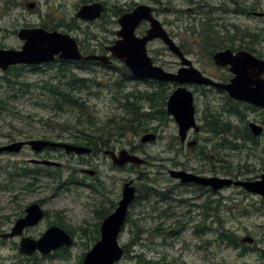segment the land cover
Segmentation results:
<instances>
[{
    "label": "rangeland",
    "instance_id": "obj_1",
    "mask_svg": "<svg viewBox=\"0 0 264 264\" xmlns=\"http://www.w3.org/2000/svg\"><path fill=\"white\" fill-rule=\"evenodd\" d=\"M77 1L65 0L63 9L66 12L62 14L59 10L62 9V6L59 7L62 0H0V45L3 48L16 50L22 46L23 42L17 38V32L14 33V31L25 26H40L42 22L51 24L62 19L69 20L74 14L73 4ZM104 1L111 15L109 32L102 29V20L93 24H81L80 29L73 31L63 28L60 30L85 40L88 39L86 34H93L104 45H108L116 39L115 33L118 30V25L113 23L118 18L112 15L115 6L131 10L136 5L142 4L156 10L155 17L163 28L177 44L183 45L189 52L187 58L193 67L213 80L222 77L227 71L216 67L203 49L205 44L201 36L206 32L205 22H208L212 28L216 23L227 26L226 31L224 30L226 33L223 31V34L219 33V27H215L213 31L210 29L211 32H208L222 37L223 45L220 49L235 46L230 43L233 39L231 36L234 35L230 25L235 24L239 27L237 31L239 38L241 30L248 29L256 34V52L264 53V20L246 12L207 14L211 8H219L221 5L226 9L235 8L238 12L236 6L233 7L227 0H169L170 5H166L168 0H159L161 2L157 4L151 0ZM237 1L239 11L241 9L245 11L248 8H253L252 12L264 11V0ZM31 2L35 4V8L27 10L25 4ZM198 5L204 6L195 10ZM143 30L144 28H140L137 34ZM89 43L95 44L94 41ZM147 53L153 59V64L165 71L175 72L180 66L178 59L167 51L162 42L149 43ZM57 65L58 63H55L54 67L40 66L41 69L34 72L27 66H17L5 72L0 71V100L3 101L0 110V146L12 140L44 139L70 144L78 133L73 129L65 130L62 126L65 120L79 123L80 125L76 127L78 130L85 128L83 125L87 121L86 114L68 108H65V111H56L47 105L49 103L46 92L42 87L51 81L55 84ZM112 66L114 67L112 69L94 66L93 73L75 70L78 78L94 80L103 86L101 89L92 88L95 97L86 96L85 92L82 94V99L86 100L90 106L87 115L93 118L91 121L94 128H99L109 118L118 119L125 116L121 109L123 101L121 96L126 92L153 91L150 83L145 82L147 80L131 79L122 82L123 87H120L121 93H119L114 89L113 82L119 79V71L116 68L120 67V63L113 61ZM6 80L9 83H6ZM175 88L176 85L172 84L171 92ZM186 88L194 92L195 87L186 86ZM221 101L222 96L216 92L198 89L194 93L195 118L199 126L202 123L199 118L204 105L209 103L217 106ZM145 103H141L142 112L148 113ZM244 114L246 122L263 117L256 113ZM223 115L226 118L225 111ZM87 122L89 123L90 120ZM230 122L235 127V131L238 129L243 131L244 124L236 122V118H230ZM149 125L156 128L155 142L144 145L139 143L141 136L153 131L126 132L122 137L114 138V146L117 150L129 151L133 147L135 154L146 161L140 168L130 165L116 168L102 154L92 158L82 156L83 159H79L64 152L49 151L50 156L54 157L53 160L63 163L64 168L59 172V178H54V171L49 172L50 174H47L45 170L39 174L31 173L33 170L29 174L24 173L25 167L36 168V165L29 163V159L36 158L29 148H24L19 154L1 155L0 234L9 232L14 221L24 215L25 208L36 202L42 205L47 215L37 226L29 227L24 236L38 239L50 225H53L52 223H63V226L74 230L75 244L69 248L70 257L66 260L58 256H42L38 253L26 257L18 252L19 238L9 240L0 238V264H78L81 255L94 245H91V242L85 245L87 239L82 237V230L96 232V229H99L103 219L99 216L114 210L113 205L120 199L122 185L129 180H133L136 189L141 191L144 188L142 184H147L148 187L155 188L159 192L169 193V198L164 202L154 198L148 203L143 201L141 205H135L134 202L130 206L128 214L138 224V242L133 244L132 232H136V229L129 222L125 224L119 236V244L128 247L129 257L144 252L147 258L165 257L171 264H263L259 254L260 250L264 249V204L260 203L257 196L241 193L234 187L217 193L192 187H176L177 182L171 179L167 172L171 169L191 172L197 170L202 176L217 177H230L229 174H237L236 178L241 180L258 177L263 173L264 136L258 139L256 149L252 148L253 146L248 142L242 145L241 150L209 149L208 153L218 154L221 161L214 164L201 161V165L200 157L196 152H199V147L203 146L202 139L207 136L206 133L190 131L189 140H196V145L188 148L178 140L177 125L171 117L164 124L159 125V121L154 119L149 122ZM90 131L92 129H86V132ZM231 133L227 137L229 141L234 140ZM238 140L235 142L242 144V140ZM84 161L93 162L92 165L98 168L99 179L94 180L79 173V169H93L92 166L85 167ZM22 171L27 175L15 176V173L21 174ZM13 172L15 173L10 175ZM62 182L65 185L56 190L55 188ZM156 202L159 203L154 205ZM244 207L252 213L243 215L241 210ZM256 207L259 208V213H253ZM162 210L167 212L161 215ZM221 226L224 230L231 232L238 242L247 236L254 241L250 245L241 244L245 247V251L240 254L239 248H233L219 239ZM194 231H198L199 236H195ZM118 264H133V261L123 257Z\"/></svg>",
    "mask_w": 264,
    "mask_h": 264
},
{
    "label": "water",
    "instance_id": "obj_2",
    "mask_svg": "<svg viewBox=\"0 0 264 264\" xmlns=\"http://www.w3.org/2000/svg\"><path fill=\"white\" fill-rule=\"evenodd\" d=\"M29 6L31 7V5ZM101 9L102 6L99 3L86 5L79 10L77 17L83 20H93L99 16ZM143 21L148 23V29L143 36H137L135 30ZM117 23L120 27L116 34L117 39L112 46L107 47L110 57L96 54L82 56L75 38L68 34L58 31L48 32L40 28L21 29L17 34L18 38L23 41L21 49H0V70L6 71L10 66L15 65L45 64L53 62L56 58L72 61L82 59L107 65L114 58L120 61L137 79L179 85L167 99L166 112L174 118L181 141L185 140L189 129L198 130L194 121L193 95L183 85L222 88L237 100L264 108V80L261 77L264 72V60L258 59L246 51H239L236 55H233L228 49L216 52L213 55L214 64L220 67L229 66L230 71L234 74L229 84H219L192 66V63L177 47L159 20L154 17L151 7L138 5L133 10L122 14ZM157 39L161 40L167 49L178 57L180 68L176 72H168L154 65L151 57L147 54V44ZM249 128L254 136H258L262 132L261 127L253 123L249 124ZM155 139V134L147 133L139 141L144 144L153 142ZM24 145H28L35 152L51 147L61 148L67 153L77 155L91 153V149L87 147L45 140H31L14 142L0 147V154L3 152L19 153ZM103 154L108 156L112 164L119 168L126 164L136 167L145 164V160L141 157L124 149L118 153L105 150ZM31 162L44 166L58 167L61 165L51 160H32ZM82 172L89 176L94 174V171L89 169H84ZM168 174L171 178L178 180L180 184L194 183L208 187L213 192L231 186L238 187L248 194L261 197L264 201V174L257 180L202 177L183 170H169ZM133 183V180H129L123 184L121 199L117 207L102 220L99 227V239L85 253L82 264H117L121 261L124 249L119 244L118 238L125 225L129 206L135 198L136 188ZM44 215L43 209L37 203H32L25 208V215L16 220L11 231L0 235V237L3 239L20 237L18 252L28 257L35 252L47 255L58 249L71 247L74 244V239L63 228L56 225L47 228L38 239L22 236L26 228L37 225L44 218ZM240 243L251 244L252 238L244 237ZM262 254L264 255V250H262Z\"/></svg>",
    "mask_w": 264,
    "mask_h": 264
},
{
    "label": "trees",
    "instance_id": "obj_3",
    "mask_svg": "<svg viewBox=\"0 0 264 264\" xmlns=\"http://www.w3.org/2000/svg\"><path fill=\"white\" fill-rule=\"evenodd\" d=\"M124 10L119 9L115 12L114 16L120 15ZM206 32L204 35H202V42H205L206 50L211 51L216 48H218L222 41V37H218L216 35H212L208 32L213 31L212 27H209V23L206 22ZM211 29V30H210ZM239 31V30H238ZM220 32V31H219ZM223 32V31H222ZM241 32L240 39H243L248 34L245 32ZM219 35V34H217ZM220 36V35H219ZM250 37L253 39L254 42H257V36L256 34L250 35ZM58 63L56 66L57 71L55 75V84L53 83H47L42 87V89L46 92V98L49 104H47L49 107L53 108L54 110L58 111H65V108L80 112L82 114H86L85 118H87V121L90 120L88 123L83 125L85 128L82 130H78L76 127L79 126V123H73L69 120H65L63 123V127L65 130H75L77 132V136L74 137V139L71 141L72 144L75 145H83V146H93L96 150H103V149H113L114 146V138L115 137H122L126 132H132V133H140V132H147V131H153L155 132V127H150L149 122L157 119L160 124H164L166 120H168V116L165 111V104L168 96L171 93V84L167 83H160V82H152V81H145L149 82L151 87L153 88V91H133V92H126L121 96V99H123L121 103V109L125 113V116L122 118H109L102 126L99 128H94L93 124V118H91V115H87L88 110L90 109V106L88 105V102L86 100L82 99V94L85 92L86 96H94L95 92L92 90V88H98L101 89L103 86L99 83H96L94 80H87L84 78H78V76L75 73V70L82 71V72H91L93 73V67L98 66L100 64L95 62H66V61H57L53 63H48L44 66L48 67H54V64ZM104 67V66H103ZM107 69L114 68L112 65L104 67ZM37 69H41L37 66H31L30 71L34 72ZM117 71H119V79L113 82V87L118 90L119 93L120 87H123L122 82L123 81H129L133 79L129 73V71L120 64L119 68H116ZM116 71V70H115ZM118 73V72H116ZM89 81V82H88ZM6 83H9V81L6 80ZM58 83V84H56ZM107 87V86H104ZM111 88V87H109ZM146 102V103H145ZM145 103L147 106V110L149 112L145 113L142 112V104ZM3 101L0 100V110L2 109ZM241 117V116H239ZM84 118V117H82ZM214 118V117H213ZM92 120V121H91ZM226 123V122H225ZM225 123H219V124H209L208 125V131L213 134V136H218L220 134L225 135L229 131V128L226 126ZM86 129H92L90 132H86ZM62 130V128H61ZM234 139L235 140H242V144L236 145L232 144L230 141H228L226 138L221 140V148L223 149H231V150H241L242 145L246 142H249L252 140L251 135L246 130L245 132H234ZM131 153H135L133 147L129 150ZM49 170V169H47ZM24 173H30L31 170L24 169ZM22 171L21 174L19 173H11L10 175H13L15 173V176L18 175H27L24 174ZM33 174H39L38 172L32 171ZM47 174H50L47 172ZM230 177L236 178L237 174L232 175L229 174ZM54 178H59V173H53ZM251 178H248L247 180H250ZM65 183H60L56 190L61 189ZM143 191L138 189V194L135 197V205H141V203L149 202L151 199L158 198L159 202H164L169 198V193L167 191L159 192L155 188L148 187L147 184L143 185ZM177 187V186H176ZM243 193V191H241ZM159 202H156L154 205H157ZM257 208V207H256ZM167 210H162L160 213L161 215H164ZM241 213L243 215H249L252 213L249 211L248 208L244 207L241 210ZM253 213H259V208L253 209ZM106 215V214H105ZM104 214H101L99 216L100 219L104 218ZM129 222L132 224L133 228L136 229V232H132V239L134 240L133 244H137L138 242V231L137 229L138 224L132 219V217L129 216V214L126 217L125 223ZM57 224L64 228L73 238L75 237V232L73 229L67 228V226H63V223H52ZM193 234L195 236H199L198 231H194ZM82 237L86 238L85 245L87 246L89 242H91V245L94 244L99 238V230L96 229V232L88 231L86 229L82 230ZM219 239L223 242H226L227 245L233 247V248H239L240 254H243L245 251V247L241 245L238 241H236V238L231 234V232L224 230L223 226H221V232L219 234ZM124 258H128L130 261H133V264H171L169 261L165 259V257L162 258H152V257H146L144 252L137 253L135 255H131L129 257V249L127 246H124ZM61 257L63 259H68L70 257V250L69 247L62 248L59 250H56L50 254L49 257ZM84 254L81 255L80 260L78 264H81ZM37 264V263H36Z\"/></svg>",
    "mask_w": 264,
    "mask_h": 264
},
{
    "label": "flooded vegetation",
    "instance_id": "obj_4",
    "mask_svg": "<svg viewBox=\"0 0 264 264\" xmlns=\"http://www.w3.org/2000/svg\"><path fill=\"white\" fill-rule=\"evenodd\" d=\"M153 3H160L161 1H159V0H151ZM230 4H232L233 5V7L234 6H236V8H237V10H238V12L236 11V9L235 8H231V9H226V8H224L223 7V5H221V7H219V8H214V9H210L209 11H207V14H213L214 12H220V13H227V12H232V13H243V12H246V14H250L251 16H253V17H255V18H258V19H260V20H264V15H261V14H264V11H253L252 12V10H254L253 8H248L247 10H243V9H241V11H239L240 9H239V2L237 1V0H227ZM13 2V1H12ZM11 2V3H12ZM95 3H99L101 6H102V9H101V12H100V14H99V16L96 18V19H93V20H83V19H81V18H79V17H77V14H78V12H79V10L83 7V6H86V5H91V4H95ZM64 4H65V0H62V2H61V4H59L60 6V8H61V6H62V9H59V10H61V13L63 14H65V12H66V10H64L63 9V6H64ZM169 4V0H168V3L166 4V5H168ZM29 5H31V7L29 6ZM170 5V4H169ZM137 6V5H136ZM204 5H198L196 8H195V10L196 9H198V7H203ZM25 7H26V9L27 10H32V9H34L35 8V4L33 3V2H31V3H26L25 4ZM73 8H74V14H73V16L69 19V20H64V19H62V20H58L57 21V23H51V24H45V23H40V26H25V27H22V28H20L19 30H21V29H33V28H40V29H43V30H46V31H48V32H51V31H58V32H60V33H63V34H68V35H70L71 37H74L72 34H70V33H67V32H63V31H61L60 30V28H63V29H66V30H68V31H73V30H76V29H80V25L81 24H93L94 22H96V21H101L102 20V22H103V24H101L102 25V29L104 30V31H107V32H109V30H108V26L111 24V15H110V11H109V9L107 8V6H106V2L104 1V0H78L75 4H73ZM115 11L113 12V16H114V14H115V12L116 11H118L119 9H123L122 7H117V6H115ZM63 10H64V12H63ZM124 11L120 14V15H122L123 13H126V12H129L130 11V9L128 8V9H123ZM156 10L155 9H153L152 8V12H153V14L155 15V12ZM119 15V16H120ZM211 21H213L212 19H210ZM114 24H117V19H116V21H114L113 22ZM206 23V22H205ZM212 23V22H211ZM118 25V24H117ZM148 23L147 22H145V21H143V22H141L140 23V25L137 27V29H136V35L137 36H143L145 33H146V31H147V29H148ZM209 27H212L210 24L208 25ZM213 30L215 29V27H219L220 29H219V33H221V34H223L222 33V31H224L225 29H227V26L226 25H218L217 23L216 24H213ZM230 27L233 29V31H234V35H232L231 37H233V39H232V41L230 42L231 44H235V46H231L230 48H222V49H220V47L223 45V44H221L218 48H216V49H214V50H211V51H206V45H205V48L203 47V49L205 50V52L208 54V56L211 58V60H212V62H213V55L216 53V52H219V51H223V50H226V49H228V50H230L231 51V53L233 54V55H236L239 51H246V52H248V53H250V54H252V55H254L255 57H257L258 59H262V60H264V53H257L256 52V44H257V42H254L253 41V39L250 37V35H253V33L250 31V30H248V29H246V30H241L243 33L245 32L246 34H248L246 37H244V35H243V39L241 40L240 38H239V34L237 33V31L239 30V27L238 26H236L235 24H231L230 25ZM59 28V29H58ZM119 25H118V30H119ZM140 28H144V30L140 33V34H137V31L140 29ZM19 30L18 31H14V33L15 32H17L16 33V36H17V34H18V32H19ZM117 30V31H118ZM80 31V30H79ZM117 31H116V33H115V35L117 34ZM226 31V30H225ZM224 31V33H226ZM117 36V35H116ZM86 37L88 38V39H79V38H77V37H74L75 38V40H76V42H77V45H78V49H79V51H80V53L83 55V56H86V55H90V54H96V55H99V56H102V55H106V56H108V57H110L111 55H110V52L107 50V47H110V46H112L113 45V43H114V41L116 40H113L112 42H110L108 45H104L102 42H100V40H98V38H97V36L96 35H93V34H86ZM17 38H18V36H17ZM117 38V37H116ZM172 38V37H171ZM19 39V38H18ZM173 39V38H172ZM89 41H94L95 42V44L94 45H91L90 43H89ZM153 41H159V42H162L161 40H153ZM153 41H151V42H153ZM151 42H149V43H151ZM148 43V44H149ZM176 43V42H175ZM205 42H203V44H204ZM147 44V45H148ZM162 44H163V42H162ZM177 44V43H176ZM202 44V45H203ZM178 45V47H179V49L182 51V53L184 54V56L187 58V54H189V52L188 51H186L184 48V46L183 45H179V44H177ZM21 47L22 46H20V47H18V49H16V50H19V49H21ZM165 48H166V46H164ZM0 49H4V50H9L10 48H3V46L2 45H0ZM167 49V48H166ZM219 49V50H218ZM168 51V50H167ZM169 52V51H168ZM171 53V52H170ZM148 54V53H147ZM172 54V53H171ZM173 55V54H172ZM174 57H176L175 55H173ZM177 58V57H176ZM152 59V58H151ZM188 59V58H187ZM189 60V59H188ZM82 61H84V60H82ZM113 61H117L116 59H114V58H112L111 59V63L110 64H112V62ZM152 61H153V59H152ZM190 61V60H189ZM191 62V61H190ZM97 63H99V62H97ZM214 64V63H213ZM216 66V65H215ZM21 67H24V66H21ZM216 67H218V68H221V69H225L227 72L224 74V75H222V77H220V78H217L216 80H213L211 77H209V76H207V75H205V74H203V75H205L206 77H208L209 79H212L214 82H217V83H219V84H223V85H227V84H229L230 83V81H231V79L234 77V74L230 71V69H229V66H226V67H220V66H216ZM13 68H16V66L15 67H10L9 69H13ZM8 69V70H9ZM176 72V71H175ZM261 77H262V79L264 80V72H263V74L261 75ZM167 84H171L172 85V83H167ZM184 87H186V86H193V87H195L194 88V92H192L191 91V93H192V95H193V102H192V104H193V108H194V121H195V124L197 125V127H198V130L197 131H195L193 128H191V129H189L188 131H187V134H186V138H185V140L184 141H181L180 140V138H179V136H178V140L180 141V143L181 144H185L188 148H192V147H194L195 145H196V140H189V132L190 131H193L194 133H199L200 131L201 132H204V133H206V135L207 136H205V138H203L202 139V143H203V146H200L199 147V152H196V154L200 157V164L202 165V162H206V163H211V164H214V162L215 163H219L220 161H221V158H219V156H217L218 154H212V153H208V150L209 149H211V150H214V151H220V150H225V149H223V148H221V140L222 139H224V138H226L227 139V137H228V134L229 133H231L232 134V136H233V138H234V132H235V127L233 126V125H231L232 123L230 122V118H232V117H234V118H236V122H241V123H243L244 124V129H243V131H241V130H237V131H239V132H245L246 133V130L248 131V133L251 135V137H252V140H250L249 142H248V144H251V146H253L252 148H255L257 145H258V139L260 140L263 136H264V108H262V107H258V106H255V105H253V104H250V103H248V102H245V101H240V100H237V99H235V98H233V97H231L230 95H229V93L226 91V90H224V89H222V88H217V87H213V86H197V85H183ZM178 88V87H177ZM198 89H201V90H203V91H207V92H216V94H218V95H221L222 96V101L220 102V104H218L217 106H212V105H210L209 103H207V104H205L204 105V109H203V112H202V114L200 115V121L202 122L201 123V125L199 126L198 124H197V122H196V118H195V114H196V109H195V104H194V93L195 92H197L198 91ZM175 90V89H174ZM173 90V91H174ZM172 91V92H173ZM205 93V92H204ZM206 94V93H205ZM223 111H225L226 112V118H224V115H223ZM244 113H256V114H258V115H262L263 117H262V119H259V120H257V119H255L254 121H248V122H246L245 121V114ZM239 116H241V117H239ZM170 116H168V118H169ZM214 117V118H213ZM172 119H173V121L175 122V120H174V118L173 117H171ZM226 122V123H225ZM211 123H213V124H219V123H225L226 124V126L229 128V131L227 132V134H225V135H222V134H220V135H218V136H213V134H211L207 129V127H208V125L209 124H211ZM231 123V124H230ZM251 123H253V124H256L257 126H259V127H261V130H262V132L260 133V135H258V136H254L252 133H251V130H250V128H249V124H251ZM176 124V123H175ZM220 125V124H219ZM177 132H178V127H177ZM153 133H155L156 134V132H153ZM157 135V134H156ZM228 140V139H227ZM240 140V139H239ZM238 140V141H239ZM229 141V140H228ZM14 142H16L15 140H12V141H8L6 144H4V145H2V146H7V145H9V144H12V143H14ZM232 144L234 143V144H236V145H240L239 143H236L235 142V139L234 140H232V141H230ZM2 146H0V147H2ZM80 146H83V145H80ZM208 146H209V148H208ZM83 147H87V146H83ZM24 148H29V146H24L23 147V149ZM87 148H90L91 149V153H88V154H79V155H77V154H74V153H65V154H68V155H74V156H76V157H78L79 159H83V157L82 156H86V157H90V158H92V157H95V156H97V155H99V154H102V155H104L103 154V152L105 151V150H96V149H94L93 148V146H89V147H87ZM22 149V150H23ZM30 149V148H29ZM256 149V148H255ZM21 150V151H22ZM110 150H112V151H114V152H117L118 153V151L119 150H117V148L116 147H114L113 149H110ZM228 150H231V149H228ZM49 151H52V152H58V153H62V152H64L63 150H61V149H58V148H47V149H45V150H43V151H41V152H38V153H36V152H33L35 155H33L34 157H36V158H33V159H49V160H53L54 159V157L53 156H50V154H49ZM234 151V150H233ZM44 153H45V155H44ZM3 154H12L13 155V153H2L1 155H3ZM0 155V156H1ZM209 155V156H208ZM105 156V155H104ZM108 160H109V157H107V156H105ZM31 160L32 159H29V163L30 164H32L31 163ZM202 161V162H201ZM84 162H86V165H84L85 167H87V166H92L93 167V169H91V170H93L94 171V174L92 175V176H89V177H91L92 179H99V171H98V168L96 167V166H94V165H92V161H84ZM61 165L60 166H58V167H47V166H44V165H39V164H34V165H36V168H26L25 167V169H28V170H33V171H35V172H38V173H40V172H42L43 170H45V172L47 171V172H53L54 171V173H59V172H61V170L62 169H64L63 168V163H61V162H59ZM175 165H178V164H176L175 163ZM125 167V166H124ZM116 168H118V167H116ZM122 168V167H121ZM47 169H49V170H47ZM84 169V168H83ZM83 169H79L78 171H79V173H81L83 176H88L86 173H83L82 171H83ZM213 169H215V168H213ZM174 170H183V169H174ZM169 171V170H168ZM183 171H185V170H183ZM185 172H187V173H191V174H193V175H197V176H202L201 175V173L199 172L198 173V171L197 170H195L194 172H191V171H185ZM168 173V172H167ZM262 174H264V163H263V173ZM261 174V175H262ZM169 175V174H168ZM260 175V176H261ZM260 176H258V177H254V178H251L250 180H257V179H259L260 178ZM202 177H217V176H202ZM221 178H224V177H221ZM226 178H230V179H233V180H236L237 178H234L233 176L232 177H226ZM248 179V178H247ZM247 179H244V180H247ZM239 180H241V179H239ZM177 183H176V186H178V187H192V188H195V189H198V190H201V191H208L209 189H208V187L206 188V187H202V186H199V185H196V184H194V183H189V184H186V185H182V184H180L179 183V181L178 180H175ZM100 183V182H99ZM91 186V185H90ZM233 187V186H232ZM229 188H231V187H229ZM234 188H236V187H234ZM92 189H93V186H92ZM236 189H238L239 191H243L242 189H240V188H236ZM105 190V189H104ZM106 191V190H105ZM100 192V191H99ZM218 192H220V191H218ZM244 192V191H243ZM120 195H121V193H120ZM259 199H260V203L261 204H264V201L261 199V197H259V196H257ZM40 206H42L41 204H39ZM112 207V206H111ZM261 212V211H260ZM47 215V213L45 212V216ZM24 216V215H23ZM22 216V217H23ZM19 218H21V217H19ZM18 218V219H19ZM15 222H16V220L14 221V224H15ZM13 224V225H14ZM13 225H12V227H13ZM38 225V224H37ZM36 225V226H37ZM11 227V228H12ZM11 228H10V231H11ZM32 228H34V227H32ZM31 229V228H30ZM29 230V228H26L25 230H24V232H23V236H24V234H27V231ZM9 231V232H10ZM9 232H7V233H9ZM3 234H6V233H3ZM3 234H0V235H3ZM7 240V239H6ZM260 257H261V259L263 260V264H264V259H263V256H262V254H261V252H260Z\"/></svg>",
    "mask_w": 264,
    "mask_h": 264
},
{
    "label": "bare ground",
    "instance_id": "obj_5",
    "mask_svg": "<svg viewBox=\"0 0 264 264\" xmlns=\"http://www.w3.org/2000/svg\"><path fill=\"white\" fill-rule=\"evenodd\" d=\"M178 47V46H177ZM179 48V47H178ZM173 54V53H172ZM174 55V54H173ZM176 56V55H175ZM177 57V56H176ZM160 83H162V82H160Z\"/></svg>",
    "mask_w": 264,
    "mask_h": 264
}]
</instances>
